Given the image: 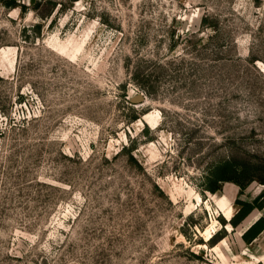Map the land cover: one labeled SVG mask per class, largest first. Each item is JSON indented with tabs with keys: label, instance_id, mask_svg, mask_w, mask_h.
I'll return each mask as SVG.
<instances>
[{
	"label": "rangeland",
	"instance_id": "1",
	"mask_svg": "<svg viewBox=\"0 0 264 264\" xmlns=\"http://www.w3.org/2000/svg\"><path fill=\"white\" fill-rule=\"evenodd\" d=\"M22 2L0 0V264H264V209L231 223L264 184L203 187L264 158V0Z\"/></svg>",
	"mask_w": 264,
	"mask_h": 264
},
{
	"label": "trees",
	"instance_id": "2",
	"mask_svg": "<svg viewBox=\"0 0 264 264\" xmlns=\"http://www.w3.org/2000/svg\"><path fill=\"white\" fill-rule=\"evenodd\" d=\"M8 7H20L22 10L27 7L22 0H2ZM40 27V24H38ZM126 147V146H125ZM254 179L264 184V158H244L236 155L218 159L208 169L204 176V188L212 192L221 189L225 181H234L241 189ZM237 211L231 218V223L236 226L256 207L264 209V190L252 200L238 197ZM264 230V212L258 217L243 233V238L251 242Z\"/></svg>",
	"mask_w": 264,
	"mask_h": 264
},
{
	"label": "water",
	"instance_id": "3",
	"mask_svg": "<svg viewBox=\"0 0 264 264\" xmlns=\"http://www.w3.org/2000/svg\"><path fill=\"white\" fill-rule=\"evenodd\" d=\"M133 101H140L145 99V94L144 93H137L131 98Z\"/></svg>",
	"mask_w": 264,
	"mask_h": 264
}]
</instances>
